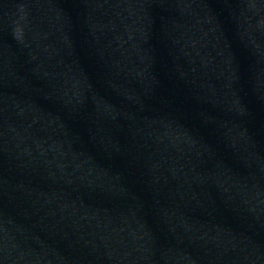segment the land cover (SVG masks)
<instances>
[{"label": "water", "instance_id": "1", "mask_svg": "<svg viewBox=\"0 0 264 264\" xmlns=\"http://www.w3.org/2000/svg\"><path fill=\"white\" fill-rule=\"evenodd\" d=\"M0 264H264V0H0Z\"/></svg>", "mask_w": 264, "mask_h": 264}]
</instances>
